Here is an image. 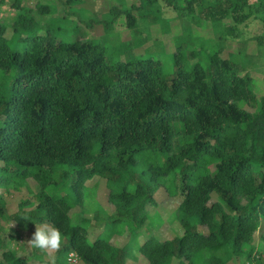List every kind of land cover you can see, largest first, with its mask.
Segmentation results:
<instances>
[{
	"label": "trees",
	"instance_id": "obj_1",
	"mask_svg": "<svg viewBox=\"0 0 264 264\" xmlns=\"http://www.w3.org/2000/svg\"><path fill=\"white\" fill-rule=\"evenodd\" d=\"M128 1L98 21L106 31L125 22L134 34L116 61L103 41L66 38L63 25L39 20L24 0H15L11 26L0 23V220L60 229L57 257L36 252L41 264H134L138 256L148 264H264V69L256 68L264 31L246 32L254 21L264 25V0ZM164 7L178 21L166 22ZM36 10L52 13L42 2ZM150 20L164 34L180 22L175 49L166 47L169 65L143 37ZM204 20L212 28L203 38L193 27ZM250 39L260 54L248 52ZM24 187L9 215L8 195ZM161 190L179 200L177 226L169 237L141 240L150 223L166 222L156 207ZM0 251V264H28Z\"/></svg>",
	"mask_w": 264,
	"mask_h": 264
},
{
	"label": "rangeland",
	"instance_id": "obj_2",
	"mask_svg": "<svg viewBox=\"0 0 264 264\" xmlns=\"http://www.w3.org/2000/svg\"><path fill=\"white\" fill-rule=\"evenodd\" d=\"M124 1V0H123ZM15 0H0V23H5L11 26L17 17L18 9L14 6ZM42 2L45 4H49L52 9V13L42 16L36 10V3ZM129 3L131 0L128 1ZM122 2L120 0H24V4L30 6L34 10V15L41 21H48L50 19L54 20L55 23H60L63 25L62 33L66 36V38L73 40L76 39L79 35L82 36L84 34V38H90L93 40H101L106 45V55L109 60L116 61L122 58L123 55L127 54V44L133 40L134 34L130 29H127L125 22H118L116 27L114 25L111 31L104 30V25L99 24L98 21L111 20L112 16L109 14V10L112 6H119ZM124 3V2H123ZM164 17L166 18V22H170L173 20L178 21L176 19L177 13L172 8L164 7L162 10ZM187 19V18H186ZM82 20L78 25V21ZM88 22L95 23L94 27H88ZM152 21H147L144 24V38L148 37V41L146 44H153L154 52L153 54L162 60V62L166 65L171 64L173 61L172 53L166 50L175 49V41L172 39V34L178 33L180 31V22L176 23V27L172 26L171 34H164L162 28L160 27V23H151ZM120 32H118L117 30ZM194 31L199 34L201 37L207 36V33L210 32L212 25L209 21L204 20L201 24L195 25ZM264 31V25L261 22L254 21L250 23V25L246 28V32L248 36H253L257 32ZM155 36H160V39L155 38ZM135 39V38H134ZM157 39V40H156ZM146 39H144L145 41ZM136 42V41H135ZM156 42V44H155ZM137 44V42H136ZM229 46L232 48H236V42L230 41ZM135 50V54L140 53L143 50L142 48H138ZM230 50V49H229ZM232 50V49H231ZM249 50V51H248ZM248 52L256 53L258 52L257 42L253 39L248 41ZM134 53V52H133ZM259 53V52H258ZM261 53V52H260ZM259 53V54H260ZM257 54V53H256ZM258 58H261L260 63L256 68L264 69V57L260 55ZM257 80L262 76L261 70L255 71ZM262 80V81H261ZM260 91L264 90V80L260 79ZM262 85V86H261ZM30 188L36 191V185L33 180H29ZM94 184H98V196L101 201L108 204L107 198V190L104 188V182L99 181L95 178L93 180ZM93 184V185H94ZM28 189L26 187L21 191H14L11 195H8V204H7V213L12 215L18 211L19 201L26 196ZM23 196V197H22ZM156 207L158 211L164 216L165 223L162 226H158V224L150 223L148 225V230H143L141 240L146 239L147 234H155L159 238L169 237L173 235V227L177 226L176 218L174 212L179 205V200L177 198L169 196L166 192H160L156 195ZM153 209H156L153 207ZM46 223V222H44ZM44 223H34L30 221L26 227H20L16 219H4L0 220V250L1 249H9L13 251L18 258H26L28 259V264H41L40 260L35 257V253H40L44 258L53 262V260L57 257L58 252H42L39 249L29 247L24 241L31 235L34 231L35 224H44ZM149 231V232H148ZM129 237V232L126 231L125 234L121 237H118V245H123L126 239ZM0 260L3 261V255L0 251ZM70 264H83L77 257H72ZM134 264H148L147 260L143 256H138L135 259Z\"/></svg>",
	"mask_w": 264,
	"mask_h": 264
},
{
	"label": "clouds",
	"instance_id": "obj_3",
	"mask_svg": "<svg viewBox=\"0 0 264 264\" xmlns=\"http://www.w3.org/2000/svg\"><path fill=\"white\" fill-rule=\"evenodd\" d=\"M24 242L29 247L39 249L42 252H58L62 247L63 234L53 224H35L34 231Z\"/></svg>",
	"mask_w": 264,
	"mask_h": 264
}]
</instances>
